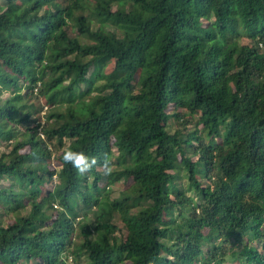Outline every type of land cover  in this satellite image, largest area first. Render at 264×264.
Wrapping results in <instances>:
<instances>
[{"label":"trees","instance_id":"1","mask_svg":"<svg viewBox=\"0 0 264 264\" xmlns=\"http://www.w3.org/2000/svg\"><path fill=\"white\" fill-rule=\"evenodd\" d=\"M0 264H264V0H0Z\"/></svg>","mask_w":264,"mask_h":264},{"label":"clouds","instance_id":"2","mask_svg":"<svg viewBox=\"0 0 264 264\" xmlns=\"http://www.w3.org/2000/svg\"><path fill=\"white\" fill-rule=\"evenodd\" d=\"M63 162L70 164L80 175H85L97 165V158L88 156L80 151H66L62 156ZM106 174L110 173L111 162L107 156L104 157Z\"/></svg>","mask_w":264,"mask_h":264},{"label":"rangeland","instance_id":"3","mask_svg":"<svg viewBox=\"0 0 264 264\" xmlns=\"http://www.w3.org/2000/svg\"><path fill=\"white\" fill-rule=\"evenodd\" d=\"M92 72V71H91ZM95 76V74L94 73H91L90 74V78H95L94 77ZM42 110L43 111H45L46 110V108L43 106L42 107ZM43 113V112H42ZM41 113V114H42ZM124 187V185H123V180H121V182H119V183H117V184H115L114 185V191H119L121 188H123ZM116 222H119L120 221V219L117 217V215H116V217H115V219H114ZM85 259V258H84ZM84 261V260H83Z\"/></svg>","mask_w":264,"mask_h":264}]
</instances>
